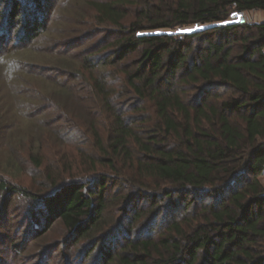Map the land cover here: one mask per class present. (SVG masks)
<instances>
[{
    "label": "trees",
    "instance_id": "1",
    "mask_svg": "<svg viewBox=\"0 0 264 264\" xmlns=\"http://www.w3.org/2000/svg\"><path fill=\"white\" fill-rule=\"evenodd\" d=\"M9 2L14 25L23 6ZM85 3L91 34L103 27L113 37L80 57L73 75L100 112L80 104L71 85L61 92L79 100L78 131L93 136L82 141L93 153L79 157L92 174L75 176L71 165V177L52 180L43 195L0 176L2 204L15 195L40 202L39 222L64 225L65 240L92 264H264V22L230 21L237 10L264 11V0ZM38 14L23 24L28 39L45 27ZM194 24L203 27L164 31ZM127 174L133 192L111 196ZM136 196L156 223L146 236L108 219L117 198L130 216Z\"/></svg>",
    "mask_w": 264,
    "mask_h": 264
},
{
    "label": "rangeland",
    "instance_id": "2",
    "mask_svg": "<svg viewBox=\"0 0 264 264\" xmlns=\"http://www.w3.org/2000/svg\"><path fill=\"white\" fill-rule=\"evenodd\" d=\"M18 1L23 6V15L11 25L6 15L10 2L0 0V176L12 185L18 184L43 195L51 190V187L46 188L52 180L71 177L68 170L71 165L75 176L92 174L88 166L79 161L81 150L93 153L91 146L82 142L93 136L86 133L85 137L78 131L82 108L77 101L84 100L80 104L89 111L97 108L92 110L88 100L93 95L82 90L80 81H75L73 75L77 74L80 57L101 49L113 37L110 30L103 27L91 34L93 19L88 15L87 0H40L38 7L35 0ZM35 13H39L45 27L39 35L28 39L23 24L28 15L32 18ZM233 16L230 21H234ZM263 18L261 15L259 21ZM200 27L203 26L194 24L164 31L188 32ZM135 57L133 54L125 60L132 61ZM62 83L78 90L79 100L62 94ZM99 112L94 111L95 114ZM260 160L264 164V156ZM107 169L102 165L96 167L98 172ZM258 176L264 183V169ZM119 181L121 185L108 189L111 196L132 191L129 188L132 174ZM3 198L0 194V264H92L79 253V245L73 246L65 240L64 225L56 222L46 230L39 222L44 210L40 202L15 195L3 205ZM124 202L119 198L112 202L109 222H123L125 230L131 229L129 235L142 231L146 236L156 224L148 221L150 202L136 196L128 206L130 216H125ZM192 209L193 206H189V210ZM140 210L143 217L133 220L131 215ZM34 214L38 216V224ZM75 250L78 255L73 257Z\"/></svg>",
    "mask_w": 264,
    "mask_h": 264
},
{
    "label": "built area",
    "instance_id": "3",
    "mask_svg": "<svg viewBox=\"0 0 264 264\" xmlns=\"http://www.w3.org/2000/svg\"><path fill=\"white\" fill-rule=\"evenodd\" d=\"M261 15L264 16V11L260 9H253L250 11L237 10L234 13L233 19H234V22L239 23V24L253 25L254 23L264 22V18H263V21H259ZM262 51L264 53V46L262 48Z\"/></svg>",
    "mask_w": 264,
    "mask_h": 264
}]
</instances>
